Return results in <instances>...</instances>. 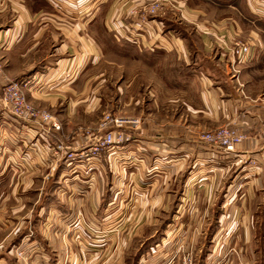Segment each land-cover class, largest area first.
I'll return each instance as SVG.
<instances>
[{"label":"crops","instance_id":"crops-1","mask_svg":"<svg viewBox=\"0 0 264 264\" xmlns=\"http://www.w3.org/2000/svg\"><path fill=\"white\" fill-rule=\"evenodd\" d=\"M174 1L199 30L250 44V60L212 48L202 30L189 35L180 20L137 24L128 13L143 0H0V89L8 79L25 80L27 99L60 125L46 131L10 117L11 149L0 169L14 184L32 183L30 175L49 169L55 177L50 192L36 195L40 204L25 210L24 224L16 229L13 218L0 220L15 235L0 264H22L17 247L29 264H182L186 254L193 264H264V80L257 71L264 63V0ZM112 47L123 64L136 61L138 74L150 67L154 89L163 79L194 98L185 95L178 116L162 111L155 96L152 113H137L144 122L131 143L102 160L71 162L65 153L90 143L73 136L77 124L98 116L99 99L83 78ZM226 57L240 66L249 96L229 76ZM225 121L245 135L230 153L198 138ZM181 216L189 221L179 223ZM207 232L213 235L206 246L200 238Z\"/></svg>","mask_w":264,"mask_h":264},{"label":"rangeland","instance_id":"rangeland-1","mask_svg":"<svg viewBox=\"0 0 264 264\" xmlns=\"http://www.w3.org/2000/svg\"><path fill=\"white\" fill-rule=\"evenodd\" d=\"M170 2L172 3L171 4L172 8H168L166 11H164L165 13L163 15H159V17L168 18L171 21L175 22L176 24H178L179 20L180 22H184L185 25L182 26V28L185 27L184 29L189 35L190 34L196 35L197 33H199L200 30H202L203 33L205 32V34H208L211 37L210 46L212 48L214 49L218 48V50L220 51L222 48H224V46H230L235 41H241V40L231 39V37H228L226 34H223L222 32L208 31L204 29L199 30L198 25L195 24L196 21L191 20L189 16L186 15L185 10L179 4H177L174 0H170ZM190 21L194 23H190ZM101 58L102 61L99 64H97L95 67L89 69V71L86 72L85 77L83 78L84 82L90 79L89 84L91 86V90L93 89V91H95V95L99 99L98 108L96 111L98 116L95 121H82L79 124H77L75 130L73 131V136L78 135V132L81 133L83 138H90L91 137L90 134L92 132L95 135L102 134L103 131H98V128L100 127V124L103 120V115L108 112L115 115L132 116V117L140 118L142 125V123L144 122L143 116H138L137 113H141V114L152 113L153 99L155 96L160 97L155 102L160 103L159 107L162 108V111L171 112V113L173 112L174 114L176 111L178 116L179 114H182L184 110V106L181 103V101L185 97V95L186 96L189 95V97L191 96L194 98V93L190 92V90L188 92L187 89L183 87H175L174 85L169 87L168 84L163 81V79H161L162 82L161 87L154 89L153 88L154 78L152 75L153 70L150 67L144 66L143 70H140L138 74L137 73L138 70L136 68L137 66L136 61H134L133 64L130 63H128V65H126V63L123 64L122 62L126 61L124 60L126 58L121 57L120 53L117 52V48L115 47H112L110 49L107 48V50H105L104 56ZM227 59L229 60L228 63L230 70L229 76L236 83L237 87L239 88L240 94L242 96H249L247 91L244 89L245 84L240 79V74H241L240 66L231 63L229 58ZM0 66L2 69L0 73V78H1L3 77V70H4L1 61H0ZM257 71L259 74H261L260 80L263 81L264 63L260 65V68ZM158 77L160 76L158 73H156V78ZM17 81L18 80L8 79L1 84V89H0V101H1L0 102V139L2 141V143L0 144V159L4 157V160L8 159L9 154H7V150L11 149L10 145H8L10 143V139L12 138L9 129L12 128L13 121L11 120L10 117H14V116L11 113L8 105H5L3 102L8 99L7 92L9 85ZM173 83L178 84V82L175 81ZM21 91L24 95L26 102L30 104L33 108H35L38 111H45L50 114V112L41 109L36 105H34L32 102H30L26 97L24 88H22ZM194 91L195 90H193V92ZM126 95H128L129 98L132 97L131 99L134 100V102L129 103V105H125L121 103V98L125 97ZM138 96L141 99H143L142 104L140 103V105L135 104V100ZM166 98H170L171 100H173L172 101L173 103L171 104L167 103ZM158 100H160V102ZM175 101L177 102L176 104H174ZM118 111L121 113H118ZM215 124L216 122L214 123V125ZM43 127L44 129L46 128H49V130L53 129L50 126L44 125ZM140 127L137 130H139ZM221 127H229L238 131L236 128H234V126H232L231 121H225L219 123L218 125H215L214 127H210L211 129L200 130L198 132L202 133L207 131H215L216 129H219ZM226 153H230V152H226ZM107 155L108 154L104 152L98 158L102 160ZM73 160L82 161L84 159L75 157L71 159V162ZM84 162H88V161L84 160ZM54 172L55 171H53V169L52 170L49 169L42 173H36L35 175H30L29 177L30 178L32 177L33 179L32 183L30 181V183L28 184H24V183L22 184V182L21 183L18 182L17 184H14L15 181L13 179L12 174L9 173V170L0 169V178L1 179L6 178L0 183V220L13 218L14 224H17L16 229L20 227L21 224H24L23 214L25 210L31 207H36L37 204L38 205L40 204V201H35L37 198L36 195L39 194L41 191L43 192L51 191L53 187V181H50L49 179L55 177ZM10 176H12V179L9 178ZM177 176L178 178H181L183 176L182 171L179 170ZM14 196L18 197V200H15ZM165 219L166 218L161 216L159 218V222L163 223V220ZM197 220L201 221L202 218L197 217ZM187 221L189 220L185 216H181L178 218V222L181 224H185V222ZM212 221H213L212 218H210V224L212 223ZM6 224H7L6 226L8 227L4 229L0 228V254H3L7 250H9L10 242L15 239L14 238L15 235L13 236V232L12 233L10 232L12 229V225L8 223ZM182 231L183 229H181L179 233V238H181V240H186L187 239L185 236L186 234L181 233ZM212 235H213L212 232H207V234H202L200 241H202L204 244L208 243ZM138 243L139 242H136L135 244ZM181 245L182 243L179 245L177 252L181 251ZM15 257L18 258L16 254ZM130 257L133 258V255Z\"/></svg>","mask_w":264,"mask_h":264},{"label":"built area","instance_id":"built-area-1","mask_svg":"<svg viewBox=\"0 0 264 264\" xmlns=\"http://www.w3.org/2000/svg\"><path fill=\"white\" fill-rule=\"evenodd\" d=\"M171 4L170 0H143L138 8L129 11L128 16L133 18L137 24L145 25L150 18H157L159 15H163L165 13L164 11L168 8H172ZM222 49L227 52L231 58L241 63L248 62L252 54L250 44L242 41H235L232 45L224 46ZM1 70L0 66V73ZM26 83L25 80L21 79L10 84L7 92L8 99L3 103L8 105L15 118L32 121L40 127L45 125L58 130L60 128L59 124L54 121L49 113L38 111L26 102L21 91ZM140 125V118L115 115L109 112L105 113L100 127L98 128V131H103V133L95 135L92 132L90 134L91 143L85 150L79 152H66L65 157L69 160L77 157L91 162L104 152L109 155L119 150L123 145L131 143L134 140L133 133L137 131ZM43 130L47 131L49 128ZM198 138L200 141L221 148L225 152H233L236 146L245 139V136L232 128L221 127L215 131L202 132L199 134ZM61 149L62 146L60 144L57 145L54 154H58ZM14 252L18 256V260H21L22 264H29L25 259L24 250H22V248L17 247ZM181 263L193 264V258L186 254L181 258ZM213 264L220 263L215 262Z\"/></svg>","mask_w":264,"mask_h":264}]
</instances>
